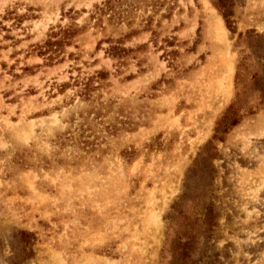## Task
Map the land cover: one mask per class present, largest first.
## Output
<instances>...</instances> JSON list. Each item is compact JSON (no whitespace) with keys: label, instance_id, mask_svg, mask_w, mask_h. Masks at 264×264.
<instances>
[{"label":"rangeland","instance_id":"1","mask_svg":"<svg viewBox=\"0 0 264 264\" xmlns=\"http://www.w3.org/2000/svg\"><path fill=\"white\" fill-rule=\"evenodd\" d=\"M0 264H264V0H0Z\"/></svg>","mask_w":264,"mask_h":264},{"label":"trees","instance_id":"2","mask_svg":"<svg viewBox=\"0 0 264 264\" xmlns=\"http://www.w3.org/2000/svg\"><path fill=\"white\" fill-rule=\"evenodd\" d=\"M225 5L221 2L219 3L218 7H224ZM226 26L228 29L231 30V22L228 19V15L225 13H222ZM71 36L70 30L66 29L62 31V37L60 39H48L41 47H40V53L42 55H47V59L53 60L54 58H57L59 53L61 52V46L62 44H65V39H68ZM51 37H56V33L53 34ZM238 122V118H236L235 114L232 112H226L222 115V117L218 120L215 127L216 135L214 134V137L218 138L217 133H225L227 129L236 124Z\"/></svg>","mask_w":264,"mask_h":264},{"label":"bare ground","instance_id":"3","mask_svg":"<svg viewBox=\"0 0 264 264\" xmlns=\"http://www.w3.org/2000/svg\"><path fill=\"white\" fill-rule=\"evenodd\" d=\"M212 16V15H211ZM216 16V15H215ZM211 18H213V17H211ZM214 20H216V19H214ZM216 26H217V28H219L218 30L220 31L221 29H222V27H221V25L220 24H222V22L220 23V21H218V20H216Z\"/></svg>","mask_w":264,"mask_h":264}]
</instances>
